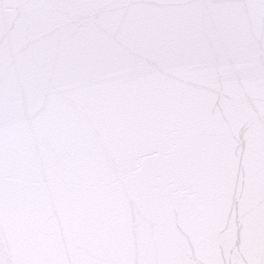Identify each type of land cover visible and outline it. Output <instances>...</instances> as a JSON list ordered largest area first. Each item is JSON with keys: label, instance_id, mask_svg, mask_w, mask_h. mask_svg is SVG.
Listing matches in <instances>:
<instances>
[{"label": "snow or ice", "instance_id": "obj_1", "mask_svg": "<svg viewBox=\"0 0 264 264\" xmlns=\"http://www.w3.org/2000/svg\"><path fill=\"white\" fill-rule=\"evenodd\" d=\"M0 264H264V0H0Z\"/></svg>", "mask_w": 264, "mask_h": 264}]
</instances>
